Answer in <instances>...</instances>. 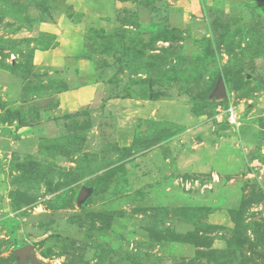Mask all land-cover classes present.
Returning a JSON list of instances; mask_svg holds the SVG:
<instances>
[{
	"label": "rangeland",
	"instance_id": "obj_1",
	"mask_svg": "<svg viewBox=\"0 0 264 264\" xmlns=\"http://www.w3.org/2000/svg\"><path fill=\"white\" fill-rule=\"evenodd\" d=\"M120 1L68 79L34 60L68 0H0V264L25 246L40 264H264V0ZM99 79L109 97L180 99L189 121L139 119L123 150L105 98L59 108Z\"/></svg>",
	"mask_w": 264,
	"mask_h": 264
},
{
	"label": "crops",
	"instance_id": "obj_2",
	"mask_svg": "<svg viewBox=\"0 0 264 264\" xmlns=\"http://www.w3.org/2000/svg\"><path fill=\"white\" fill-rule=\"evenodd\" d=\"M123 5L119 0H68L65 13L57 14L51 21L38 25L39 31L50 34L54 43L46 49H37L34 52L35 63L42 67L64 69L65 75L68 72V79L70 73L86 75L90 69L89 61L82 56L86 32L95 28L112 33L116 26V12ZM67 10L80 14L81 20L78 23L71 21L66 15ZM105 81L99 79L78 83L58 93L60 110L78 112L85 107H92L96 101L103 102L105 98L109 109H114L112 115L116 116L117 142L122 148L132 146L139 119L168 120L186 124V106L182 104V100H138L119 98L115 95L109 97L106 93L112 86ZM154 148L156 149H151L153 153L161 150L158 146Z\"/></svg>",
	"mask_w": 264,
	"mask_h": 264
},
{
	"label": "water",
	"instance_id": "obj_3",
	"mask_svg": "<svg viewBox=\"0 0 264 264\" xmlns=\"http://www.w3.org/2000/svg\"><path fill=\"white\" fill-rule=\"evenodd\" d=\"M224 94H225L224 84H223V81H220L215 95L216 97H221ZM88 195H89V191L83 190L78 196V202L79 203L84 202L86 198L88 197ZM15 254L17 258L19 259L18 264H26L29 261L31 262V264L41 263V261L36 259L34 250L31 246H25L23 248H19L16 250Z\"/></svg>",
	"mask_w": 264,
	"mask_h": 264
},
{
	"label": "trees",
	"instance_id": "obj_4",
	"mask_svg": "<svg viewBox=\"0 0 264 264\" xmlns=\"http://www.w3.org/2000/svg\"><path fill=\"white\" fill-rule=\"evenodd\" d=\"M120 1V0H119ZM78 15H80V14H78ZM81 16V15H80ZM68 18L71 20V21H73V22H75V23H78L79 21H74V19H73V17H72V15L70 14H68ZM92 29H95V28H92ZM91 30V29H90ZM48 47H50V46H48ZM48 47H45V48H43V49H46V48H48ZM83 58H85L84 57V52H83ZM86 59V58H85ZM68 89V88H67ZM67 89H64V90H62V91H60V92H63V91H66ZM60 92H58V93H60ZM80 114V112L78 111V112H75V114L74 115H79ZM135 139H136V136H134V142H135ZM133 142V143H134ZM133 145V144H132ZM133 146H130V147H123L122 149L123 150H129V149H131ZM186 236H188V235H186ZM182 237H179L178 235H176V236H173V240H176V241H178V240H182L181 239ZM187 238V237H186ZM13 243H14V245L16 246V247H18L19 246V242L16 240V239H14V241H13Z\"/></svg>",
	"mask_w": 264,
	"mask_h": 264
},
{
	"label": "built area",
	"instance_id": "obj_5",
	"mask_svg": "<svg viewBox=\"0 0 264 264\" xmlns=\"http://www.w3.org/2000/svg\"><path fill=\"white\" fill-rule=\"evenodd\" d=\"M230 115H231V118H230V121L232 123H236V118L233 114V112H230ZM46 264H63V260L61 258H52V259H49Z\"/></svg>",
	"mask_w": 264,
	"mask_h": 264
}]
</instances>
